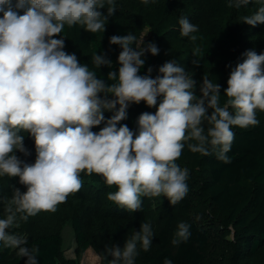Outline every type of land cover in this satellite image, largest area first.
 I'll use <instances>...</instances> for the list:
<instances>
[{"label": "clouds", "instance_id": "clouds-1", "mask_svg": "<svg viewBox=\"0 0 264 264\" xmlns=\"http://www.w3.org/2000/svg\"><path fill=\"white\" fill-rule=\"evenodd\" d=\"M250 2L234 0L233 7ZM107 4L104 15L100 9L105 0H0V176L19 177L26 187L23 193L14 189L4 206L0 242L18 249L17 255L27 258L25 264H38L39 249L26 247V236L13 231L20 227L18 214L26 221L40 212H55L82 188V172L102 176L109 187L115 185L118 190L107 198L131 212L142 209V197L163 195L175 206L189 190V170L176 163L185 144L192 153L230 163L233 126L258 125L257 110L264 112V53L255 50L243 53V61L231 69L223 104L221 85L205 78L197 96L196 81L173 60L161 65L155 78L151 67L140 75L142 57L159 54L154 42L144 44V36L110 37L109 43L122 49L117 58L120 67L118 73L108 72L111 84L98 78L93 69L112 68L106 54L94 52L90 69L74 53L64 51L63 38L55 37L65 25L104 32L108 17L116 11L113 0ZM243 23L264 24V4L244 16ZM179 25L181 36L198 38L191 35L198 27L186 17L179 19ZM142 101L156 111L141 113L133 132L120 122L131 104ZM104 110H115L114 115L106 119ZM101 123L105 126L99 132L92 131ZM21 131L34 139L32 164L15 155L16 151L30 155ZM190 228L186 222L178 223L171 243L187 242ZM154 237L151 223L141 224L123 247L112 244L105 249L109 264H135L139 250L148 252ZM163 264L173 261L165 258Z\"/></svg>", "mask_w": 264, "mask_h": 264}, {"label": "trees", "instance_id": "trees-1", "mask_svg": "<svg viewBox=\"0 0 264 264\" xmlns=\"http://www.w3.org/2000/svg\"><path fill=\"white\" fill-rule=\"evenodd\" d=\"M199 1L203 14L181 10L177 2L171 0L139 4L129 1L126 5L116 0L113 1L116 11L108 17L104 32L91 33L78 25L72 28L65 25L55 38H63L64 51L74 53L79 62L90 69H93L91 56L94 52L106 54L112 61V68L101 66L93 70L98 78L111 84L107 74L109 71L118 73L117 58L122 49L119 45H111L109 38L133 34L138 40L145 28H149L144 44L154 42L159 54L146 53L142 57L145 65L139 74H147L151 67V76L155 78L159 67L173 60L196 81L194 91L197 96L201 94L199 85L205 78L221 85L223 104L231 69L243 61L242 54L248 50L264 53V24L253 27L243 23V17L253 15L264 1L251 0L239 9L233 7L234 0ZM108 6L105 0V8L100 9L104 15H107ZM181 17L198 27V32L191 34L198 37L195 41L181 36ZM197 48L199 53L193 55ZM114 111L104 110L103 114L108 119ZM155 111L156 108H148L143 101L138 105L131 104L127 118L120 124H127L136 132L139 115L143 112L154 114ZM211 111L209 109V115ZM256 118L258 125L233 126L235 138L227 153L230 163L218 160L215 155L192 153L185 144L176 163L189 170L186 181L189 190L175 206L163 195L142 197V209L131 212L107 198L110 192L118 190L115 185L109 187L102 176L82 172L83 186L75 194L79 201L87 202L86 192L94 190L102 195L101 199L107 202L112 213L110 221L102 224L100 232L90 237L81 218L71 217L66 221L76 235L75 258L62 257L63 239L59 230L28 236L25 246L38 247V264H79L89 247L101 255L100 264H109L111 257L105 249L112 244L123 247L141 224L150 222L155 237L148 252L138 249L135 264H163L165 258L171 259L173 264H264V112L257 110ZM104 126L101 123L92 131L99 132ZM180 222L191 225V236L187 242L173 245L171 241ZM17 252L18 249L5 248L0 242V264H25L27 258L19 257Z\"/></svg>", "mask_w": 264, "mask_h": 264}, {"label": "rangeland", "instance_id": "rangeland-1", "mask_svg": "<svg viewBox=\"0 0 264 264\" xmlns=\"http://www.w3.org/2000/svg\"><path fill=\"white\" fill-rule=\"evenodd\" d=\"M116 1V0H113ZM126 5L129 1L136 4L144 3V0H117ZM166 0H147V3H157ZM170 1V0H168ZM177 2L181 10H195L198 14H203L201 1L199 0H171ZM264 1V0H263ZM128 10H130L128 8ZM21 14L23 11L21 10ZM2 16V13H0ZM149 33V28H145L143 36ZM139 40V39H138ZM20 135L25 137L24 146L30 151L27 157L23 153L16 151L15 155L24 163L32 164L35 162L36 151L34 139L25 131H21ZM14 189H19L21 193L26 191V187L19 182V177L0 176V218H4V206L12 197ZM102 195L97 194L94 190L86 192L87 201H79V196L75 193L67 197L66 202L57 206L55 212H40L35 216L29 217L26 221L19 219L20 227L14 229L20 235L33 237L38 234L48 233L52 231H60L62 235L61 254L64 259L76 257L77 240L73 228L66 225V221L71 217L81 218L83 228L90 236L97 234L101 230V225L110 221L111 210L107 207V202L101 199ZM101 255L93 248L89 247L83 259L79 264H100Z\"/></svg>", "mask_w": 264, "mask_h": 264}]
</instances>
